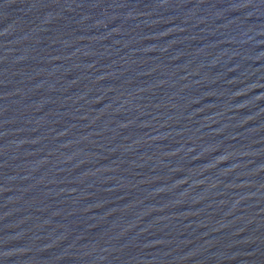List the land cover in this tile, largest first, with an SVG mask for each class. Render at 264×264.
<instances>
[{
	"label": "water",
	"instance_id": "water-1",
	"mask_svg": "<svg viewBox=\"0 0 264 264\" xmlns=\"http://www.w3.org/2000/svg\"><path fill=\"white\" fill-rule=\"evenodd\" d=\"M0 264H264V0H0Z\"/></svg>",
	"mask_w": 264,
	"mask_h": 264
}]
</instances>
